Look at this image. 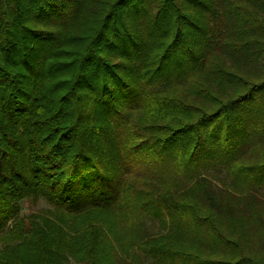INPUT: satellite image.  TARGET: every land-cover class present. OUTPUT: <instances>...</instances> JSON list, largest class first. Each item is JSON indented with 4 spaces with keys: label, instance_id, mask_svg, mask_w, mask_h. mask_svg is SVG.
I'll return each instance as SVG.
<instances>
[{
    "label": "trees",
    "instance_id": "obj_1",
    "mask_svg": "<svg viewBox=\"0 0 264 264\" xmlns=\"http://www.w3.org/2000/svg\"><path fill=\"white\" fill-rule=\"evenodd\" d=\"M68 256L264 264V0H0V264Z\"/></svg>",
    "mask_w": 264,
    "mask_h": 264
},
{
    "label": "rangeland",
    "instance_id": "obj_2",
    "mask_svg": "<svg viewBox=\"0 0 264 264\" xmlns=\"http://www.w3.org/2000/svg\"><path fill=\"white\" fill-rule=\"evenodd\" d=\"M23 210L24 212H41L45 211L47 209V204L45 201H40L37 205H31L28 202L23 203ZM50 220L52 221V229L56 231H61L63 230L64 232H70L72 235L76 236L72 240L70 239V242L76 246V248L82 247L85 238H86V233L85 229L88 226V220L84 217H54V216H48ZM106 219V218H105ZM112 219V218H111ZM108 232L107 236L109 241L112 243V241H115L116 237H119L122 235V230L118 227H113V228H107ZM109 243V242H108ZM70 259L71 256H68ZM73 264H84L83 262L73 260L71 261Z\"/></svg>",
    "mask_w": 264,
    "mask_h": 264
}]
</instances>
